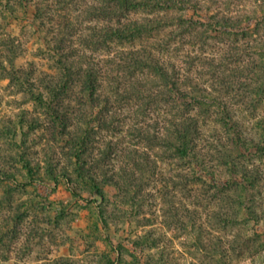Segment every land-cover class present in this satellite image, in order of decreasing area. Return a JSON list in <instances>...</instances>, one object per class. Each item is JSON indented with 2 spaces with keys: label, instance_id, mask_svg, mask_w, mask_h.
<instances>
[{
  "label": "rangeland",
  "instance_id": "rangeland-1",
  "mask_svg": "<svg viewBox=\"0 0 264 264\" xmlns=\"http://www.w3.org/2000/svg\"><path fill=\"white\" fill-rule=\"evenodd\" d=\"M77 1L70 5L66 0H0V172L11 176L0 175V264H56L61 257L73 264H220V259L224 264H264V218L254 222L241 213L244 230L238 239L233 231L209 229L208 211L216 210V205L195 201L206 190L201 182L210 185L211 196L219 195L220 184L238 183L246 189L244 198L254 196L262 216L264 182L258 181L255 190H249L250 183L246 185L242 176L225 171L219 151L236 148L229 136L238 135L242 149L231 156L239 158L246 172L264 171V133L259 127L264 124V74L256 68L264 46V0H192L193 7L184 10L123 13V19L137 21L166 13L183 16L197 24L198 31L184 37L174 26H166L132 43H111L108 48L90 43L91 29L116 21L89 18V5L100 0ZM37 3L43 16L37 15ZM224 20L239 28L221 30ZM143 47L175 75L180 91H188L184 82L189 77L211 94L223 96L215 91L219 87L211 70L239 81L240 87L225 97L230 105L228 126L219 122L222 108L217 105H212L215 118L201 122L196 145L208 154L202 164L186 159L176 166L175 161L158 159L160 148L130 134L133 128L161 133L169 106L188 101L176 94L168 102L132 97L118 104L114 94L100 88V93L111 98L113 108L102 105L91 111L87 100L80 102L68 92L64 106H82L87 115L64 128H59L42 104L50 101L46 87L61 74L60 60L81 58L102 76L116 75L117 65L126 62L120 56ZM119 72L126 71L121 68ZM133 78L148 82L155 77L144 71ZM80 89L76 85L71 93H80ZM102 120L110 122L102 126ZM66 132L81 134L86 142L81 155L86 162L84 173L118 172V166L128 160L127 151L138 161H145L141 159L144 154L155 162V167L141 174L139 186L128 189L135 203L125 202L123 189L107 178L97 179L101 181L98 195L89 181L78 177V162L70 156L71 151H78L61 135ZM221 142L226 145L223 149ZM25 164L33 168V175H28ZM60 174H68L70 184ZM13 216L19 220L13 221ZM104 219L107 224L102 223ZM200 226L205 228L203 242L215 244L219 237L228 249L235 238L240 246L226 257L207 255L196 246Z\"/></svg>",
  "mask_w": 264,
  "mask_h": 264
},
{
  "label": "trees",
  "instance_id": "trees-1",
  "mask_svg": "<svg viewBox=\"0 0 264 264\" xmlns=\"http://www.w3.org/2000/svg\"><path fill=\"white\" fill-rule=\"evenodd\" d=\"M66 1L70 5H75L78 2L77 0ZM188 7H193L192 0H100L99 4L89 5L87 10V14L90 15L89 18H108V21L114 20L116 24L110 25L106 23V25L102 27H92L91 30L94 32V36L93 38L91 37L90 43H95L96 45H100L99 47L104 48H108L111 43L119 45L123 43H132L142 35H149L150 32L158 33L162 27L166 26H174L184 37L196 33L198 31L197 24L183 19V16H169L166 13L164 16L144 18L142 21L123 19L121 17L123 13L129 14L130 11L135 10L159 9L160 11H168L174 8L184 10ZM36 10L38 16H43V10L39 7V3L36 5ZM65 27L68 28L66 23ZM224 28L236 30L239 26L238 24H234L231 20H224L222 24H220V29L223 30ZM157 43H160V41H157ZM120 57L126 62H120V64L117 65L118 73L116 75L107 73L102 76L100 75V71L96 70L94 66L85 65L81 58L77 60L65 58L58 62V71H60L61 74L46 87L50 95V101L43 102L42 104L51 112L54 120L58 122L59 128H64L65 124L70 125L81 117L84 119L87 115V110L82 108V106L78 108L70 104L64 106L63 101L67 97L68 92L80 102H85L84 100H87L91 111L102 105L107 108H113L110 106L111 98L100 93V88H105L111 94H114L115 101L118 104L132 97L140 99L146 98L149 101L150 99H159L160 101L168 102V99H172L171 94H176L183 101H188L184 102L183 105L171 104L169 106L166 124L161 128V133L151 134L142 129L133 128L130 134L143 141H147L149 146H157V148H160V151L156 152V157L158 159L175 161L176 166H179L186 159L192 160L193 162H199V160H201L200 162L202 164L208 158V154L206 153L205 155L196 145V137L200 136L199 128L201 122L204 121L205 118H215V116H213L215 111L212 110V105H217L222 108L219 122L228 126L227 123L230 120V115L228 114L230 105L227 104L225 97H229L228 91L240 87L239 81H236L233 78L234 76H230L224 72L218 74L217 71L211 70V73L216 76V85L219 87L215 89V91L222 92L223 96L221 94L219 96L211 94L206 87H203V84L189 77H185L184 82L189 87L188 91H180L179 84L176 83L174 79L175 75L171 74L164 64L148 48L143 47L139 51L130 50L123 53ZM121 68L126 72L120 73L119 71ZM256 68L264 74V46L261 51V57L256 63ZM144 71L151 72L154 74L155 78L148 82L133 78L136 72L142 73ZM201 73L202 71L200 75ZM104 79L108 80L109 83L103 85L102 81ZM76 85H80V93L73 94L71 92ZM211 87L212 89L215 88L214 85ZM230 97L234 99L236 94ZM68 111L73 112V114L68 116ZM142 111H145V109ZM215 115H217V113H215ZM110 120H102L100 124L105 126V124H107L106 122H110ZM33 123H35L34 126H38L37 122ZM259 127L262 133H264V124L259 123ZM61 135H66L68 141L75 147V150L79 152L74 153L71 151L72 154H70V156H74L78 162L75 173L81 180L86 179L89 181L92 191L99 195L98 184L100 185L101 181L97 179H99V177H103L104 179L107 178L109 183H113L114 186L120 190L123 189L125 202L135 203L136 200L134 199L136 198H131L129 196L128 189L137 188L139 186L141 174H143L146 169L152 168V166L155 167L154 161L150 160V158L146 157L144 154L141 156V159L145 158V161H138L132 156L131 152L129 153V151H127L124 153L128 156V160L124 164H121V166H118V172L107 174L100 170L99 174H92V172L86 170L85 174L84 167L86 162L81 160V155H83L82 151L86 146L84 145L86 142L84 143L83 137H81V134L78 136L73 132H66ZM229 137H231L230 141L234 142L233 144L236 148H229L226 153L220 149L219 159L221 158L222 167L232 176H242L246 185L250 183L249 190H255V183L258 181L264 182V171L258 172L255 170L253 172H246L245 167L239 162V158L237 156L235 158L231 156L235 151L240 152L239 148L242 149L240 145L242 140L238 135ZM220 147L223 149L226 145L222 143ZM110 148L112 147L110 146ZM238 156H240V153ZM25 166L28 175H33V168L28 164H25ZM1 174L4 175V178H11V176L0 172V175ZM49 174L52 176L53 180L57 181L58 178L54 177L53 172ZM60 175L65 177L68 184H70L71 179L68 174ZM117 175L121 177L120 180L116 179L115 176ZM201 184L204 188L206 187V190L204 189V192L198 194L195 201L198 204L210 205L214 203L216 205V210L212 209L208 211L207 225L209 229L224 233L233 231L238 235V239H241L239 232L244 230V223H242L241 218H239L241 213L245 212L254 222H258L260 219L264 218V207L261 206L262 216L260 217L257 213V209L259 210L260 206L256 204L253 195L247 199L242 196L246 189L241 184L237 183L229 187L220 184L222 187L218 189L219 195L217 196H211L209 194L208 188L210 185H207L205 182H201ZM255 194L260 196L261 190L255 191ZM72 195L75 197L73 192ZM171 211L173 215L176 214V209ZM12 220L17 222L19 217L13 216ZM102 223L107 224V219L102 220ZM197 229L198 238L196 246L207 255L219 254L221 258L223 256L226 257L227 252L235 250L237 246H240L235 238L230 240V248L228 249L227 246L223 244L224 240L219 237L215 244H209L208 240H204L203 242L202 237L205 234V228L200 226ZM54 263L73 264L69 258L63 257L58 258ZM219 263L224 264L225 260L220 259Z\"/></svg>",
  "mask_w": 264,
  "mask_h": 264
}]
</instances>
